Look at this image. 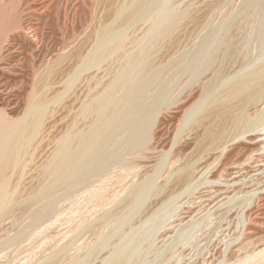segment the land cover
<instances>
[{
    "label": "rangeland",
    "instance_id": "rangeland-1",
    "mask_svg": "<svg viewBox=\"0 0 264 264\" xmlns=\"http://www.w3.org/2000/svg\"><path fill=\"white\" fill-rule=\"evenodd\" d=\"M255 2L0 0V109L42 118L0 190V264H264V128L222 94L264 49Z\"/></svg>",
    "mask_w": 264,
    "mask_h": 264
},
{
    "label": "bare ground",
    "instance_id": "bare-ground-1",
    "mask_svg": "<svg viewBox=\"0 0 264 264\" xmlns=\"http://www.w3.org/2000/svg\"><path fill=\"white\" fill-rule=\"evenodd\" d=\"M246 1V0H245ZM247 1H250V2H255V4H259L261 3L262 1L264 0H247ZM251 4V3H250ZM246 7V5H245ZM248 7V6H247ZM1 8V7H0ZM4 8V7H3ZM242 8V7H241ZM240 8V9H241ZM252 9V8H251ZM250 10V9H249ZM3 11V10H1ZM234 11V10H233ZM257 12V11H256ZM248 14V13H247ZM1 16V15H0ZM240 16V15H239ZM262 16L264 17V11L262 12ZM3 17V15H2ZM237 17V16H236ZM1 18V17H0ZM3 18H1L2 20ZM234 21V20H233ZM219 22V21H218ZM223 21H220V23H222ZM2 24V23H1ZM219 24V23H218ZM2 27V25H0ZM0 27V29H1ZM228 29V28H227ZM18 30V29H17ZM3 31V30H2ZM226 31V30H225ZM260 32V31H259ZM258 32V35H260L261 33ZM17 36L18 33L17 32H14ZM14 34V36H15ZM157 34V33H156ZM2 35V34H1ZM256 35V36H258ZM27 36V35H26ZM160 35H157V37H159ZM217 36V35H216ZM221 36V35H220ZM219 36V37H220ZM228 36V35H227ZM156 37V36H155ZM262 37V36H261ZM6 39V38H5ZM154 39V38H153ZM162 39V38H161ZM256 39H261L260 42L263 40L262 38H260V36ZM157 40V39H156ZM216 40V39H214ZM218 41V40H217ZM236 41V40H235ZM9 42V41H8ZM208 42V41H207ZM206 42V43H207ZM213 42V41H212ZM216 42V41H214ZM222 42V41H221ZM178 43V42H176ZM211 43V42H209ZM209 47L211 44H209ZM220 43V42H219ZM216 44V43H215ZM256 44V43H255ZM218 45V44H216ZM207 46V44H206ZM214 46V45H211V47ZM122 47V46H121ZM208 47V46H207ZM5 48V47H4ZM217 48H221V44H220V47H215L214 49V56H213V59L212 60H215L216 57H215V53L217 55V51L218 49ZM2 49V47L0 48ZM120 44H112L110 46H108L106 49L102 50L94 59V70L96 69H104V68H101V66L105 63L106 60H108L107 58L110 57L111 54H113L114 52L120 50ZM210 49V48H209ZM217 49V51L215 52V50ZM263 49V47L261 48V50ZM2 52V50H0ZM259 51V50H258ZM257 51V52H258ZM211 52V51H210ZM212 52V53H213ZM219 52V51H218ZM221 52V51H220ZM205 54H206V58L204 59L206 61V59H211L212 57L208 56V48L205 47ZM222 54V53H220ZM251 54V53H250ZM118 55V54H116ZM219 55V54H218ZM228 55V54H227ZM226 55V56H227ZM252 55V54H251ZM256 55V54H255ZM112 56V55H111ZM249 57H247V60L251 57L250 55H248ZM254 56V55H253ZM257 56V55H256ZM224 57V55H223ZM230 57V56H229ZM2 58V56H1ZM117 58V57H116ZM115 58V59H116ZM215 58V59H214ZM218 58V57H217ZM222 58V56H221ZM254 58V57H253ZM220 59V58H219ZM218 59V60H219ZM252 59V58H251ZM1 60V59H0ZM111 60V59H110ZM221 62L226 60V58L224 60L220 59ZM235 60V59H234ZM115 61V60H114ZM122 61V60H121ZM208 62H211L209 60H207ZM249 61V60H248ZM207 62V63H208ZM214 62V61H213ZM211 62V63H213ZM216 62V61H215ZM214 62V63H215ZM219 62V61H218ZM217 62V63H218ZM220 62V63H221ZM247 62V61H245ZM244 62V63H245ZM127 63V62H125ZM205 63V62H203ZM224 64V62H222ZM109 64V63H108ZM116 64V63H115ZM216 64V63H215ZM213 64V66L215 65ZM226 64V63H225ZM3 65V64H2ZM1 65V66H2ZM205 65V64H203ZM202 65V66H203ZM207 65V64H206ZM204 68L205 71L204 73H207V68H208V65ZM210 65V64H209ZM212 65V64H211ZM123 66V65H122ZM220 66H222L220 64ZM9 67V66H8ZM105 67V66H104ZM117 67V66H116ZM216 67V66H215ZM214 67V68H215ZM1 68V67H0ZM92 68V69H93ZM224 68V67H223ZM216 69L218 70L219 69V66L216 67ZM215 69V70H216ZM222 69V68H221ZM226 69V67H225ZM93 70V72H94ZM207 70V71H206ZM214 70V71H215ZM217 70L215 72H217ZM224 70V69H222ZM227 70V69H226ZM231 70V69H230ZM4 71V70H3ZM203 71H200V72H203ZM214 71H212L214 73ZM92 72V73H93ZM105 72V71H104ZM223 72V71H222ZM225 72V71H224ZM223 72V73H224ZM222 73V74H223ZM230 73V72H229ZM119 74V73H118ZM215 74V73H214ZM213 74V75H214ZM217 74V73H216ZM227 74V73H226ZM231 74V73H230ZM121 75V74H120ZM201 75H205L203 73H201ZM200 75V76H201ZM220 75V69H219V73H218V76ZM1 76V75H0ZM97 76V75H96ZM210 76V75H208ZM222 76V75H221ZM224 76V75H223ZM12 77V76H11ZM121 77V76H119ZM205 77V76H204ZM207 77V76H206ZM205 77V78H206ZM226 77V76H224ZM209 78V77H208ZM207 78V79H208ZM218 78V77H217ZM223 78V77H222ZM229 82L227 83V85L224 87V90L222 92L223 96L226 98L228 96H231L232 100H231V110H237V109H242L240 110V117H241V120H240V124L242 123V121L246 118H250L252 117V121H251V126L250 127H247L245 130H242V132H249L251 131L252 133L254 132H258V131H262L263 128H264V49L262 50V52L259 53V55L257 57H255L253 60H250V62L248 64H246L245 66L243 65V68H241L240 70L238 69L237 72H235L233 75H230L229 77ZM210 79V78H209ZM214 79V78H213ZM226 79V78H225ZM116 80V78H115ZM113 80V81H115ZM203 80V78H202ZM227 80V79H226ZM112 81V80H110ZM117 81V80H116ZM119 81V80H118ZM205 81V79H204ZM207 81V80H206ZM209 81H214L212 80V78L210 80H208L207 82L209 83ZM215 81H219V80H215ZM220 81L222 82V80L220 79ZM225 81V80H224ZM223 81V82H224ZM228 81V80H227ZM203 82V81H201ZM200 82V83H201ZM207 82H205L207 84ZM222 82V83H223ZM114 83V82H113ZM112 84V83H111ZM109 85V84H108ZM113 85V84H112ZM201 86H205V84H200ZM209 85V84H207ZM206 85V86H207ZM223 87V86H222ZM112 88V86H111ZM200 88V87H199ZM202 88V87H201ZM205 88V87H204ZM198 89V88H197ZM112 90V89H111ZM191 90V89H190ZM34 91V90H33ZM146 92V91H145ZM169 92V91H168ZM192 92V91H191ZM167 93V92H166ZM189 94V93H188ZM186 94V95H188ZM199 94V93H198ZM32 96H34V94H31ZM181 95V94H180ZM185 95V94H184ZM166 96V95H165ZM185 97V96H184ZM35 98V97H34ZM41 97H38L37 99V102L40 100ZM96 98V97H95ZM179 98V97H178ZM186 98V97H185ZM184 98V99H185ZM188 98V97H187ZM222 98V96H221ZM102 99V98H100ZM104 99V98H103ZM224 99V98H223ZM183 100V99H181ZM164 101V100H163ZM162 101V102H163ZM185 101V100H184ZM206 101V100H205ZM104 101H102L103 103ZM170 103V102H169ZM172 103V102H171ZM177 103V102H175ZM27 104H30V102H28ZM168 105V103H167ZM173 105V104H172ZM177 105V104H176ZM170 108V106H167ZM185 107V106H184ZM30 108V107H29ZM83 109V108H82ZM224 109V108H223ZM165 110H168L165 108ZM163 108H158V109H155L154 110V113L152 116V122H156L158 121L157 119L162 115L164 114V111H165ZM177 111V110H176ZM221 111V110H220ZM231 111V112H232ZM88 112V110H87ZM248 112H251L252 115ZM17 113H18V110H17ZM222 113V111H221ZM230 113V112H229ZM9 111H5L4 109H0V190L4 187V185L6 184V181H7V175L9 173L10 170L14 169L15 167L19 166L20 164V156L21 154L26 150H28L27 148L25 149V146L26 144L29 145V142L32 141L33 138L36 137V135L40 132L41 130V126H42V121H41V116L39 114H31L29 111H28V108L25 107L22 109V111L20 112L19 115H16L14 116V114L12 115H9ZM85 114V113H84ZM250 114V115H249ZM225 118L229 115L227 113H225ZM221 117V116H220ZM250 119V120H251ZM225 121V120H224ZM249 122V121H248ZM223 123V122H222ZM250 123V122H249ZM244 125V123H243ZM245 125H246V121H245ZM224 127V126H223ZM240 127V126H239ZM91 128V127H90ZM245 128V127H244ZM78 131V130H77ZM260 131V132H261ZM116 132V131H115ZM246 132V133H247ZM249 132V133H251ZM263 132V131H262ZM89 133V132H88ZM210 133V132H209ZM255 134V136H254ZM254 134H249V136H247L246 138H248L249 140H256L257 141V138L255 139L254 137H257L256 133ZM264 134V133H263ZM261 135V134H260ZM85 136V135H83ZM238 136V134H237ZM215 137V136H214ZM218 137V136H217ZM226 136H224V131L223 129H221V131H219V143H218V147H219V144H220V147H222V149H225L227 144H226ZM32 138V139H31ZM233 138V137H232ZM236 139V138H235ZM35 140V139H33ZM246 141V139H245ZM26 142V143H25ZM248 142V140H247ZM253 142V141H252ZM249 143V142H248ZM62 147V146H60ZM63 148V147H62ZM252 148V147H251ZM261 148V147H259ZM64 149V148H63ZM62 149V150H63ZM220 149V148H219ZM80 150V149H79ZM226 150V149H225ZM228 150V149H227ZM59 151V150H58ZM68 151V150H67ZM214 151V150H213ZM220 151V150H219ZM221 153L223 152V150L220 151ZM61 154V153H60ZM194 154V153H193ZM68 155V154H67ZM220 156V155H219ZM222 156V155H221ZM250 157V156H249ZM252 158V157H251ZM144 159V158H143ZM218 159V158H217ZM133 161V160H132ZM250 161V160H249ZM263 161V160H262ZM130 162V161H129ZM128 163V162H127ZM198 163V162H197ZM133 164V163H132ZM248 164V163H247ZM257 164V163H256ZM130 165V163H129ZM244 165V164H243ZM194 166V165H192ZM227 166V165H226ZM229 166V165H228ZM240 166V165H239ZM256 166H259V165H256ZM122 167V166H121ZM174 167V166H173ZM195 167V166H194ZM234 167V166H232ZM191 168V167H190ZM189 168V169H190ZM193 168V167H192ZM202 168V167H201ZM236 168V167H235ZM257 168V167H256ZM187 169V170H189ZM196 169V168H195ZM255 170V169H254ZM259 170V169H258ZM191 171V170H190ZM198 171V170H197ZM252 171V170H251ZM189 172V171H188ZM193 172V171H192ZM196 172V171H195ZM193 173L194 175L197 173ZM199 172V171H198ZM202 172V171H201ZM263 172V171H262ZM190 173V172H189ZM191 174V173H190ZM190 174L188 176H190ZM238 174V173H237ZM236 174V176H237ZM186 175V174H185ZM192 175V174H191ZM201 175V174H200ZM184 177V176H183ZM187 177V175H186ZM184 177V179L186 178ZM191 177V176H190ZM190 177H187V178H190ZM193 177V176H192ZM186 178V180H187ZM194 178V177H193ZM191 178V179H193ZM185 181V180H184ZM188 182V180H187ZM255 184V183H254ZM257 188V187H256ZM262 189V188H261ZM134 191V189H133ZM132 191V192H133ZM261 193V192H259ZM137 194H138V191H137ZM255 194V193H254ZM258 194V193H257ZM258 196L260 199L264 196ZM133 200V199H132ZM134 201V200H133ZM257 215V214H256ZM184 216V215H183ZM57 252V251H56ZM55 252V253H56ZM143 254V253H142ZM264 256V255H263ZM138 259V258H137ZM264 259V258H263ZM132 263V262H131ZM142 263V262H141ZM264 263V262H263Z\"/></svg>",
    "mask_w": 264,
    "mask_h": 264
}]
</instances>
